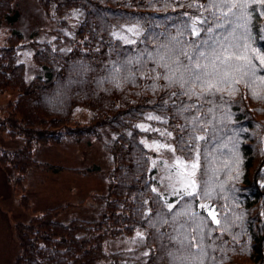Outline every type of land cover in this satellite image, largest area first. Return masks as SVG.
I'll return each mask as SVG.
<instances>
[{"label": "trees", "instance_id": "16d2710c", "mask_svg": "<svg viewBox=\"0 0 264 264\" xmlns=\"http://www.w3.org/2000/svg\"><path fill=\"white\" fill-rule=\"evenodd\" d=\"M14 2L0 0V26H11L19 18ZM37 2L52 27L48 40H30L28 44L34 48V62L44 72L24 81L20 52L25 41L21 32L10 28L0 44V95L5 89H16L18 94L8 103V114L0 119L23 137L22 152L30 154L33 163L29 148L35 142L57 144L65 135L101 139V130L105 129L113 136L106 147L112 166L107 171L109 184L105 193L93 195L97 202L104 203L98 218L63 223L53 220L49 211L35 216L26 224V230L19 231L12 264H180L185 260L203 264L208 262L199 251H203V244L209 256L214 254L213 243L217 255L231 258L242 254L245 259L248 237L254 252L251 262L264 264V225L259 227L263 220L254 223L259 220L257 209L262 211L264 206V185L259 184L263 178L264 170L259 165L264 162V150L257 139L264 132V116L260 120L264 91L251 86L259 82L264 85V64L260 59L264 57V5L254 0ZM125 25L137 27L133 38L121 35L126 32L121 30ZM240 56L247 59H238ZM172 60L175 62L170 66ZM218 75L231 84L229 89H196ZM184 89L190 94L192 91L195 95L222 97L209 107L201 96L183 103ZM234 94L229 100L223 98ZM177 108L184 113H178ZM226 108L237 118L238 126L228 128L224 122L219 132L213 128L209 131L215 116ZM152 109L167 113L169 122L175 125V147L186 158H194L197 150L205 149L211 162L213 158L228 159L230 149L227 151L222 141L233 139L231 130L236 144H241L243 138L240 149L246 156L244 167L254 165V171L252 178L247 175L242 181L248 185L246 192L232 189L230 194L236 193L248 212L250 221L244 223L250 224L244 237L231 233L234 230L228 232L227 224L231 228L236 225L229 219L231 205L225 198V204L220 206L213 202L222 210L208 221L206 228L186 213L176 214L177 222L162 221L164 214L171 213L168 203L174 199L156 195L153 190L154 169L148 164L147 151L140 140L146 133L142 124L153 120L147 117ZM194 119L201 120V124ZM244 131L252 132L253 137ZM180 143L189 148L177 146ZM2 153L10 156L8 161L21 174L29 168L30 165L16 162L21 160L15 159L17 152ZM254 157H258L257 162ZM198 161L202 173L201 159ZM196 185L199 188L200 181ZM214 227L216 231L211 232ZM134 232L143 236V247L137 249L139 256L132 258L133 254L103 249L107 238L129 237ZM215 244L224 253L218 252Z\"/></svg>", "mask_w": 264, "mask_h": 264}, {"label": "rangeland", "instance_id": "374dc122", "mask_svg": "<svg viewBox=\"0 0 264 264\" xmlns=\"http://www.w3.org/2000/svg\"><path fill=\"white\" fill-rule=\"evenodd\" d=\"M13 6L18 10L19 18L11 26L1 23L3 25L0 26V44L4 43L11 27L21 32L25 41L20 52V61L23 63L21 72L24 81H30L36 75H42L44 69L34 62L32 58L34 48L28 42L30 40H48V31L52 24L45 19L43 11L36 0H15ZM136 28L134 25H125L121 30L126 32L121 35L133 38L138 32ZM262 28L263 26L260 25L258 30L261 31ZM35 29H39V31L31 35ZM158 52L164 53L163 50ZM174 62L172 60L169 65L173 66ZM166 81L174 83L168 78H166ZM230 85L221 75H218L203 84L197 85L196 89L207 88V92L223 91L229 89ZM251 86H259L264 91V85L261 82ZM17 94L16 89H8L7 91L5 89V92L0 95V116L8 114V103L13 101ZM198 96H201V100L208 107L213 106L216 98L222 97L220 94L202 95L199 93L195 95L192 91L191 94L186 91L182 98L183 103H188L190 98ZM234 97L235 94L228 98L223 96L224 99L228 100ZM176 98L175 95L172 101L174 102ZM235 103L236 101L232 104L235 105ZM154 109L149 111L147 116L153 119L152 122L146 121L145 124H142L146 133L145 136L140 137V140L147 151L148 164L154 168L152 173L154 179L153 190H155L156 195L163 194L167 199H174L173 202L168 203V205H171V207L169 206L171 213L164 214L162 221L177 222L178 217L176 214L186 213L188 217L194 218L195 223L202 228H206L208 221L213 220L215 215L222 210H218V208L220 204H225L223 202V198H225V201H229L231 205L229 219L236 225V228H231L230 223L229 225L225 223L228 232L234 230L231 233L244 237V234H247L246 228L250 224L244 223L250 221L247 219L248 212L244 207L243 200H238L236 193L230 194L232 189H243V192H246L248 185L242 181L246 179L247 175L250 177L254 171V165L249 166L247 169L244 167L246 156L241 153L240 149L241 145L244 144L243 138L241 137V144H236L235 133L231 130L230 135L233 139L231 138L229 142L222 141L226 145L227 151L230 149V152L226 155L229 157L228 159L213 158V162H211L205 149L202 151L203 153L197 150L194 158H186L175 147L173 132L175 125L169 122L165 111L158 110L159 113ZM83 110L85 111V109ZM176 111L180 114L184 113L180 108H177ZM216 112L213 111L212 113L215 114ZM221 112L223 115L217 114L215 116V123L209 125V131L210 128H213V131L219 132L224 122L228 128L238 126L237 118L233 114H229L230 110L228 108L225 112L223 110ZM263 116L264 103L260 120L263 119ZM194 120L198 125L201 124V120ZM244 132L253 137L252 132ZM112 137L107 130L102 129L101 139L84 135L78 138L65 135L62 136V141L57 144L35 142L29 149L32 151L34 163L41 165L34 166V163L30 161V154L27 156L22 152V148L25 146L23 137L16 133V129L10 128L8 123L0 119V264H12L18 249L19 231L21 229L26 230V224L41 213L49 211L48 215L53 220L63 223H69L72 220L91 221L99 217L104 203L97 202V197H93V195H101L106 191L105 187H107L108 181L106 173L112 166L111 156L108 155L106 147ZM152 137L155 139H150ZM161 137L163 138L161 139ZM257 139L264 150V132ZM177 146L189 148L184 143ZM249 148L253 151L252 153H255L254 147L250 146ZM138 149L136 145L135 151L139 155ZM12 151L17 152L15 159H21L16 161L17 163L30 165L25 173L21 174L16 167L9 164L10 156L7 157L2 153H12ZM20 154L23 155L20 156ZM198 159H201L202 173ZM257 159L258 157H254L253 160L257 162ZM193 164L197 165L195 169L192 168ZM92 168H96V170ZM259 169L264 170V162L259 165ZM189 181H195L194 189L186 187ZM198 181H200L199 188L196 185ZM259 184L264 185V171ZM229 185L230 189L228 191ZM187 192H193V195H188ZM216 198H219V202H216ZM261 201L262 199L260 203ZM213 202L218 203L219 206L216 207ZM174 204L180 206H172ZM173 207L174 209H172ZM261 207L263 208L262 211L257 209L259 220L254 222L257 225L263 220L259 227L264 225V206ZM218 218H222V216ZM157 219L161 220L160 216ZM253 220L254 217L251 221ZM195 225L192 224V226ZM256 230L259 231V228ZM210 231H216V227ZM142 237L140 232H134L129 237H109L104 243L103 249L105 252L116 253V251H119L128 255L133 254L132 258H135L140 255L137 249L142 246ZM249 239L248 237L246 247L248 253L250 252V257L248 258L247 253L245 259H242V254L231 256V258L217 255L213 243L212 251L214 254L209 256L205 252L206 247L203 244V251L199 249L201 258L203 260L208 258V262L203 264H242L244 261L253 264L251 262L254 256L253 244L249 242ZM215 247L218 252L224 253L218 245L215 244ZM180 264H192V260L190 262L185 260L184 263Z\"/></svg>", "mask_w": 264, "mask_h": 264}, {"label": "snow or ice", "instance_id": "6c2138e0", "mask_svg": "<svg viewBox=\"0 0 264 264\" xmlns=\"http://www.w3.org/2000/svg\"><path fill=\"white\" fill-rule=\"evenodd\" d=\"M226 3H232V0H225ZM255 3H259L260 5H264V0H254ZM233 7H235L236 5L233 4L232 5ZM231 10V9H230ZM227 13H225L226 15ZM238 59H247L246 57H243V56H240V57H237ZM261 63L264 64V57H261ZM197 167L196 164H193L192 165V168L195 169ZM194 174V173H193ZM186 187H190L192 189L195 188V181H189L188 185ZM188 195H193V192H187ZM171 207V206H170ZM211 215V213H210Z\"/></svg>", "mask_w": 264, "mask_h": 264}]
</instances>
